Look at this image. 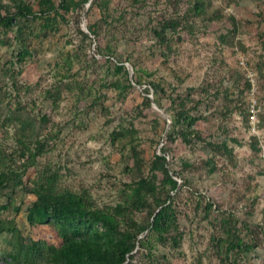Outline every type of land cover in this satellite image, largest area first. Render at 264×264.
Returning a JSON list of instances; mask_svg holds the SVG:
<instances>
[{
  "label": "rangeland",
  "instance_id": "374dc122",
  "mask_svg": "<svg viewBox=\"0 0 264 264\" xmlns=\"http://www.w3.org/2000/svg\"><path fill=\"white\" fill-rule=\"evenodd\" d=\"M3 17L0 264H264V0Z\"/></svg>",
  "mask_w": 264,
  "mask_h": 264
},
{
  "label": "trees",
  "instance_id": "16d2710c",
  "mask_svg": "<svg viewBox=\"0 0 264 264\" xmlns=\"http://www.w3.org/2000/svg\"><path fill=\"white\" fill-rule=\"evenodd\" d=\"M6 20H8V17H3V18H1V19H0V24L6 22ZM155 102H157V100H155ZM163 209L165 210V207H164ZM163 209H161V212H162ZM156 216H157V215H155V216L153 217V219H155ZM72 248H73V247H71L70 252H71L72 256L75 257V256H77V253H76L75 249H72ZM132 248H134V247H132L131 245H125V244H122V245L120 246V248H119V251L117 252L116 263H117V264H122V263H124V262L126 261V259L128 258V254H129V252L132 250Z\"/></svg>",
  "mask_w": 264,
  "mask_h": 264
},
{
  "label": "water",
  "instance_id": "95a60500",
  "mask_svg": "<svg viewBox=\"0 0 264 264\" xmlns=\"http://www.w3.org/2000/svg\"><path fill=\"white\" fill-rule=\"evenodd\" d=\"M82 29L84 30V32H86L88 34L90 33L89 30L87 29V27L84 24H82ZM126 65H127L128 70L130 71L131 70V66L128 63H126ZM154 105H155V107H157L156 104H154Z\"/></svg>",
  "mask_w": 264,
  "mask_h": 264
},
{
  "label": "built area",
  "instance_id": "2783aa9c",
  "mask_svg": "<svg viewBox=\"0 0 264 264\" xmlns=\"http://www.w3.org/2000/svg\"><path fill=\"white\" fill-rule=\"evenodd\" d=\"M241 64H244V63L241 61Z\"/></svg>",
  "mask_w": 264,
  "mask_h": 264
}]
</instances>
